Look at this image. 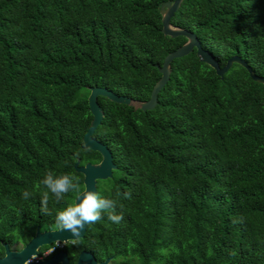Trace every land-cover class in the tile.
<instances>
[{"label":"trees","instance_id":"trees-1","mask_svg":"<svg viewBox=\"0 0 264 264\" xmlns=\"http://www.w3.org/2000/svg\"><path fill=\"white\" fill-rule=\"evenodd\" d=\"M172 1L0 0V257L35 228L55 230L56 211L73 203L76 192L50 196L42 213L48 171L82 190L73 164L101 160L82 147L88 88L149 98L155 65L185 42L161 32L159 5ZM169 24L219 68L237 56L264 78V0H181ZM169 68L149 110L96 98L92 138L115 169L95 190L123 219L87 225L62 247L68 264L81 251L109 264H264V84L236 63L219 77L195 49Z\"/></svg>","mask_w":264,"mask_h":264},{"label":"water","instance_id":"water-1","mask_svg":"<svg viewBox=\"0 0 264 264\" xmlns=\"http://www.w3.org/2000/svg\"><path fill=\"white\" fill-rule=\"evenodd\" d=\"M180 2L181 0H173L172 2H163L159 5L162 34L170 38L182 36L185 38V42L172 52L166 54L160 66L155 65L160 76L152 86L149 98L146 101L141 102L125 96L116 95L105 88H88L89 93L87 95L86 102L88 112L91 115V120L82 136V147L84 149L97 152L100 155L101 160L96 164L85 163L82 166H77V162L73 164L75 172L82 175V190L96 192V181L110 178L111 171L115 169L109 150L103 144L92 138V134L96 126L100 123L102 117V110L96 102L97 97H103L114 103L124 104L131 107L133 110H149L155 105L156 95L168 79L170 61L174 58H179L188 54L193 49H195V55L198 61H201L211 67L215 74L219 77L223 75L232 63H236L247 71L252 81L264 84V78L255 76L249 66L237 56L230 57L227 59L225 64L219 68L211 55L200 47L199 42L193 33L177 27H172L169 24V19L179 7ZM75 199L76 196L73 199V203L75 202ZM84 231L85 229L81 232L80 238H82ZM68 239L69 234L67 232H61L56 229L40 232L38 228H35L33 235L20 249L10 250L6 244L2 245L3 255L0 257V264H25V260L28 257L33 254L37 256V251L40 247L47 246L55 242L66 244ZM109 261L110 258H105L100 262H96L94 257L89 252L81 251L76 257L75 264H109ZM32 264H68V259L66 253L59 249L46 259H36L32 261Z\"/></svg>","mask_w":264,"mask_h":264},{"label":"clouds","instance_id":"clouds-1","mask_svg":"<svg viewBox=\"0 0 264 264\" xmlns=\"http://www.w3.org/2000/svg\"><path fill=\"white\" fill-rule=\"evenodd\" d=\"M40 183L47 189L43 192L40 200L41 211L45 215L51 214L48 208L50 196L60 202L64 199L65 194L69 192L77 193L74 203L55 213V229L69 234L67 243L77 244L85 227L100 221L105 213L108 220L113 223H120L123 219L122 214H116L115 212L116 200L103 198L95 191L81 190L79 182L74 176L68 174L56 175L48 171ZM119 195L130 198L129 193ZM31 196L32 193L27 190L22 193L25 200H28ZM54 250L52 249V251ZM36 259L38 257L33 254L25 260V264H32V261Z\"/></svg>","mask_w":264,"mask_h":264},{"label":"built area","instance_id":"built-area-1","mask_svg":"<svg viewBox=\"0 0 264 264\" xmlns=\"http://www.w3.org/2000/svg\"><path fill=\"white\" fill-rule=\"evenodd\" d=\"M63 245H64V243L59 242V246H58V242H55L54 246L49 249V253L52 252V249H61L63 247Z\"/></svg>","mask_w":264,"mask_h":264},{"label":"flooded vegetation","instance_id":"flooded-vegetation-1","mask_svg":"<svg viewBox=\"0 0 264 264\" xmlns=\"http://www.w3.org/2000/svg\"><path fill=\"white\" fill-rule=\"evenodd\" d=\"M21 247H22V246H21ZM21 247H20V248H21ZM20 248H19V249H20ZM57 250H59V249H57ZM61 250H63V249L61 248ZM51 253H52V252H51ZM43 254H44V253H43ZM49 255H50V254H49V253H47V255H45L44 257H42V256H41V257H42L43 259H46V258H48V257H49ZM66 256H67V255H66ZM39 258H40V257H39ZM67 259H68V258H67Z\"/></svg>","mask_w":264,"mask_h":264},{"label":"rangeland","instance_id":"rangeland-1","mask_svg":"<svg viewBox=\"0 0 264 264\" xmlns=\"http://www.w3.org/2000/svg\"><path fill=\"white\" fill-rule=\"evenodd\" d=\"M47 253H49V249L44 252V254L42 255V257H44L45 255H47ZM42 257H40V258L38 257V259H43Z\"/></svg>","mask_w":264,"mask_h":264}]
</instances>
